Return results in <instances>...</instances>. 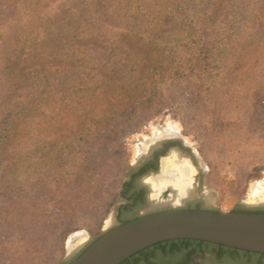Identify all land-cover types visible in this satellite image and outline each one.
<instances>
[{
    "label": "rangeland",
    "instance_id": "obj_1",
    "mask_svg": "<svg viewBox=\"0 0 264 264\" xmlns=\"http://www.w3.org/2000/svg\"><path fill=\"white\" fill-rule=\"evenodd\" d=\"M94 1L92 11L103 3ZM46 5L49 11L66 8L55 0ZM20 9L21 0H0V88L9 72L34 75L46 64V51L37 55L32 48L19 51L12 45ZM96 17L94 12L91 19ZM224 61L225 73L210 74L215 84L181 89L172 106L154 109L151 116L144 109L145 120L117 117L99 127L88 125L91 133L69 139L71 118L63 104L46 99L35 103L7 139L0 131V264L34 262L39 244L22 243L35 230L42 234L39 247L50 253L51 264H68L117 226L120 208L126 206L120 221L138 219L139 206L128 209L124 195L128 177L160 136L177 135L189 149L179 152L202 180L193 188L203 207L219 213L264 210V193L253 198L250 192L252 185L264 186V65L254 66L251 57ZM68 139L91 149L88 159L81 152L70 155ZM100 143L108 146L106 154L93 159ZM33 181L44 184L36 189L30 187ZM33 197L41 207L39 216ZM66 215L76 219L66 223ZM71 246L78 250L68 257Z\"/></svg>",
    "mask_w": 264,
    "mask_h": 264
},
{
    "label": "trees",
    "instance_id": "obj_2",
    "mask_svg": "<svg viewBox=\"0 0 264 264\" xmlns=\"http://www.w3.org/2000/svg\"><path fill=\"white\" fill-rule=\"evenodd\" d=\"M46 2L21 0L22 13L14 21L12 45L37 55L46 51V64L34 75L20 70L3 76L1 138L15 132L42 100L63 104L71 139L91 133L88 125L117 117L145 120L144 109L151 116L154 109L172 106L181 89L215 84L210 74L225 73L229 57H251L254 66L264 65V0H101L95 11L94 0H55L66 8L54 11L45 10ZM74 8L86 14L76 15ZM94 12L99 19H91ZM87 83L91 86L81 88ZM69 139L70 155L81 152L88 159L91 149ZM100 144L93 159L106 154L108 146ZM38 182L30 187L43 186ZM33 199L39 216L40 204ZM235 213L264 215V210ZM75 219L66 215L64 221ZM41 235L35 230L22 244L40 246ZM39 246L29 264H51L50 253Z\"/></svg>",
    "mask_w": 264,
    "mask_h": 264
},
{
    "label": "water",
    "instance_id": "obj_3",
    "mask_svg": "<svg viewBox=\"0 0 264 264\" xmlns=\"http://www.w3.org/2000/svg\"><path fill=\"white\" fill-rule=\"evenodd\" d=\"M140 161L137 160L133 168ZM167 206L164 204L152 209ZM181 240L264 255V215L190 210L148 215L107 231L70 264H122L150 247ZM77 250L69 253L68 257Z\"/></svg>",
    "mask_w": 264,
    "mask_h": 264
},
{
    "label": "flooded vegetation",
    "instance_id": "obj_4",
    "mask_svg": "<svg viewBox=\"0 0 264 264\" xmlns=\"http://www.w3.org/2000/svg\"><path fill=\"white\" fill-rule=\"evenodd\" d=\"M156 139L158 140L155 141L153 145L151 144L152 146L149 147L147 155L144 157L141 156V161L138 162L135 168L131 169L127 181V189H125L124 194L127 195V199L129 198V200H127L129 204L128 209H133L138 205L139 210L136 215L138 219L148 215L173 210L215 212L214 209L203 207L200 198L194 197V188L196 190V185L198 187L199 185L202 186V180L196 178L195 171L189 164L190 162L181 159L182 154L179 151L184 153L189 151L181 139H179L177 135L160 136ZM173 155L177 158L180 157L179 161L186 163L191 170V176L185 179L184 184L190 186L189 189L192 195L190 198L184 199L180 203H173L171 201L173 197L167 189L162 191L156 200H153L151 197L155 192L146 184L147 179L143 180V178L151 174L154 175L152 177H157L161 171L162 160L169 159ZM190 157L192 159V156ZM193 179L195 180L193 183L194 185L192 184ZM164 204L169 206L162 207L161 209H152ZM125 208L126 206L120 208L116 214L117 226L132 222L120 221V217L125 211ZM89 246L90 245L83 248L82 252ZM78 256L79 254L75 256V259ZM124 264H264V255L233 250L198 241H171L150 247L132 256L125 261Z\"/></svg>",
    "mask_w": 264,
    "mask_h": 264
},
{
    "label": "bare ground",
    "instance_id": "obj_5",
    "mask_svg": "<svg viewBox=\"0 0 264 264\" xmlns=\"http://www.w3.org/2000/svg\"><path fill=\"white\" fill-rule=\"evenodd\" d=\"M153 144L154 142L152 145ZM190 176L191 170L188 165L184 162H180L179 158L176 156L173 155L169 159L162 160L160 174L157 177H151L146 180V184L155 192L151 199L156 200L160 193L167 189L173 197L171 200L173 203H180L184 199L190 198L192 195V192L189 189L190 186L184 184L185 179L190 178ZM250 192L253 198H258L264 193V186L262 184L252 185ZM74 250L75 247L71 246L69 248V253H72Z\"/></svg>",
    "mask_w": 264,
    "mask_h": 264
}]
</instances>
